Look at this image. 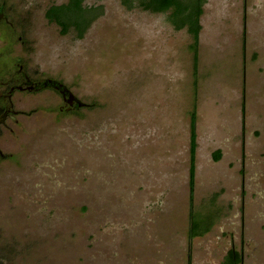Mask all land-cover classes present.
Segmentation results:
<instances>
[{
    "label": "rangeland",
    "instance_id": "obj_1",
    "mask_svg": "<svg viewBox=\"0 0 264 264\" xmlns=\"http://www.w3.org/2000/svg\"><path fill=\"white\" fill-rule=\"evenodd\" d=\"M67 1L0 0V68L19 62L84 104L16 94L22 113L0 131V264H223L231 250L264 264V0H205L195 78L191 38L165 14L84 0L101 10L77 39L44 17ZM190 212L211 220L191 240Z\"/></svg>",
    "mask_w": 264,
    "mask_h": 264
},
{
    "label": "trees",
    "instance_id": "obj_2",
    "mask_svg": "<svg viewBox=\"0 0 264 264\" xmlns=\"http://www.w3.org/2000/svg\"><path fill=\"white\" fill-rule=\"evenodd\" d=\"M84 0H68L64 4L51 5L44 13L45 19L49 23H54L60 28V33L65 34L72 30L77 39H81L90 23L100 14L101 7L85 6ZM121 5L127 9H141L153 14H165L166 21L175 31L186 30L191 38L190 49L192 51L193 78H195L197 64L198 36L201 29L199 19L202 15V8L205 0H120ZM196 80H193V87ZM195 90V89H194ZM196 111L195 105L189 112V168H188V189L189 201L193 200L194 177H195V155L197 149L196 142ZM214 159H219V153L214 154ZM211 220L209 218L197 219L190 212V228L188 239L201 236L209 231ZM240 256L231 250L227 253L223 264H239Z\"/></svg>",
    "mask_w": 264,
    "mask_h": 264
},
{
    "label": "flooded vegetation",
    "instance_id": "obj_3",
    "mask_svg": "<svg viewBox=\"0 0 264 264\" xmlns=\"http://www.w3.org/2000/svg\"><path fill=\"white\" fill-rule=\"evenodd\" d=\"M0 21H3V23L6 21L3 20L1 13ZM8 28V30L11 29L10 24ZM42 88H51L57 91L62 101L66 104L67 110L77 107L76 100L73 101L71 106L66 103L68 92L67 90H63L60 83L50 79L42 81L36 80L23 70V65L19 62L15 63L7 72H4V66L0 68V131L2 128L8 127V122L16 123V117L22 113L15 108L17 106L16 101L18 100L16 94H24L25 92L34 93ZM61 90L65 92L61 94ZM2 156L3 154L0 151V157Z\"/></svg>",
    "mask_w": 264,
    "mask_h": 264
},
{
    "label": "water",
    "instance_id": "obj_4",
    "mask_svg": "<svg viewBox=\"0 0 264 264\" xmlns=\"http://www.w3.org/2000/svg\"><path fill=\"white\" fill-rule=\"evenodd\" d=\"M60 86L63 87L61 84H60ZM63 90L66 91L67 89H66L65 87H63ZM63 90L60 91L61 94L65 92V91H63ZM67 92H68V97H67V99H66V103H67L69 106H71V105L73 104V101L76 100V99L74 98V96H73L68 90H67ZM75 102H76V105H77L78 107L84 105V104L80 103L79 101H75Z\"/></svg>",
    "mask_w": 264,
    "mask_h": 264
}]
</instances>
